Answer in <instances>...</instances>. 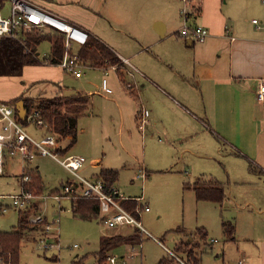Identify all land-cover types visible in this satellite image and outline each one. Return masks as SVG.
<instances>
[{
	"label": "rangeland",
	"instance_id": "rangeland-1",
	"mask_svg": "<svg viewBox=\"0 0 264 264\" xmlns=\"http://www.w3.org/2000/svg\"><path fill=\"white\" fill-rule=\"evenodd\" d=\"M8 11L6 7L3 14L6 15ZM254 19L264 23V1L263 4L259 3L258 10L243 16L241 26L250 30ZM254 26L259 27L257 24ZM259 28L264 30L261 22ZM35 34L38 33L32 32L30 35ZM38 53L41 58L49 55L51 43L42 42ZM46 72L51 77L46 76ZM83 73V78L79 79L72 74L60 72L59 66L48 71L29 68L21 78H0V88L3 93H8L16 87L11 82L25 86L29 82L59 77L61 85L70 92L91 93L88 113L94 115L80 118L79 140L68 154L87 159L79 171L84 177L98 175L104 166L118 169L120 175L117 185L126 196L145 195L151 211L144 214L141 221L143 227L159 240L141 233V244L135 245L139 255L131 258L133 245L125 244L114 248L107 257L97 259L95 255L100 250V238L118 229L105 226L99 218L82 220L75 217L69 197H62L60 206L53 198L42 199L44 195L61 191L62 184L74 180V176L53 158L38 156L29 166L39 168L45 185L40 179L30 183L29 192L35 196L30 219L43 215L45 223H51L53 232L59 234L61 248L47 250L44 241L49 240L52 230L47 233L44 226H39L29 232L23 241L20 264H110L109 256H117L119 261L125 260L126 264H157L160 259L169 258L168 250L174 249L186 236L184 230L194 235L191 240L200 243L199 252H202L203 258L201 264H228L235 259L248 239L259 227H264V180H260L256 174V171L261 170L258 160L244 152L243 156H235L230 155L225 148L221 151L215 137L197 132L199 127L194 120L186 121L188 131L180 130L171 122L157 131L148 128L146 124L141 127L134 113L137 100L130 101L125 93L121 95L122 86L128 85H123L115 69L108 70L107 78L113 90L110 97L117 104L108 101L101 91L105 71L85 68ZM125 78L131 81L128 74H125ZM43 88V83L34 84L26 94L38 96L41 92L49 96L50 92H44ZM129 89L134 90V87ZM26 130L36 139L47 135L44 129L34 123H29ZM60 144L65 147L68 140ZM199 151L203 155H199ZM95 157L101 164H93ZM24 168L25 163L20 156H9L5 173L0 175V231H11L18 224L19 208L12 205V196L21 191L20 180L23 175L20 174ZM146 168L150 171L149 176L137 180L140 169L147 171ZM36 174L33 172L32 176ZM197 178L207 183L218 181L225 189L223 202L218 204L198 200L194 191ZM198 185L203 186V183ZM224 223L235 225V241L225 235ZM200 230L208 233L209 245L211 240L217 242L205 246L206 239L202 238ZM74 245H78V248L72 249ZM178 255L183 262L193 264L186 253Z\"/></svg>",
	"mask_w": 264,
	"mask_h": 264
},
{
	"label": "crops",
	"instance_id": "crops-1",
	"mask_svg": "<svg viewBox=\"0 0 264 264\" xmlns=\"http://www.w3.org/2000/svg\"><path fill=\"white\" fill-rule=\"evenodd\" d=\"M29 1L84 28L90 36L107 46L115 54L119 62L111 66H100L90 61H83L82 76L79 79L83 78L85 68H98L105 71L103 79L106 78L108 82V70L115 69L123 85H128L127 87L122 86L121 95L125 93L130 101L137 100L136 107H133L141 127L146 124L148 128L157 131L171 122L180 130L188 131L187 122L194 120L199 127L197 132H203L205 136L209 133L215 137L221 151L225 148L230 155L235 154V156H243L242 152H244L258 160L261 170L259 169V172L255 173L260 180H264V102L257 101L256 93L258 80L264 78V30L259 28L260 26H254V22L250 30L241 26L243 16L258 10L259 3L263 4V0H192L193 11L188 24L203 25L209 29L211 34L202 43L191 41L180 35L179 32L184 25L183 2L180 0ZM2 5H4L3 10L6 7L9 8V0H6ZM226 30H229V33ZM41 33L57 34L48 27ZM79 48L77 47V50ZM38 56L40 57L39 53ZM55 67L58 66H27L24 70L40 68L48 71ZM59 69L60 72L70 74L61 67ZM46 73V76L51 77L48 72ZM125 74L131 77V81H127ZM11 83L16 87L7 91L8 93H3L0 88V102L8 103L22 94L27 95L26 92L34 84L39 83H43V89L47 92L58 84L62 87L65 95H87L90 101L92 96L91 93L70 92L61 85L59 77H52L46 81L29 82L25 86H18L16 82ZM50 84L51 86H49ZM27 86L29 87L27 88ZM132 87L134 90L129 89ZM101 91L108 101L117 104L115 99L110 97L113 93L108 94L103 91L102 85ZM143 109L149 111L147 117L143 116ZM88 111L83 116L94 115ZM27 125L26 123V127ZM44 131L46 132V129ZM71 149L64 155L62 151H59V148L58 151L62 156H68ZM198 154L203 155L200 151ZM31 161H23L25 168L22 174L27 170L39 172L38 167L29 166ZM92 162L95 165L101 164V161H98L96 157ZM107 167H101L98 175L83 177L88 180H104L102 171L115 169ZM149 173L150 171L147 170V177ZM119 175L114 183L116 186H118ZM40 179L45 185L42 177ZM201 179L197 178L194 186L198 183H203L205 186L215 182L207 183ZM66 183L75 185L78 182L74 178ZM216 183L219 182L216 181ZM187 188L189 189V186ZM53 191L55 190L51 192ZM129 197L136 199L143 197L139 204L148 205L149 211L144 212L142 218L144 214L151 211L144 194ZM72 209L71 200V211ZM232 225L235 227L234 224ZM116 229L118 231L107 236L121 234V232L132 228L117 227ZM147 232L148 237H153L156 241L159 240L149 231ZM183 233L186 236L181 240H191L194 237L185 230ZM231 240L235 241V237ZM205 242V246H207L209 241L206 239ZM210 242L209 246H212L217 241L211 240ZM241 257L246 259V264H264L263 226L259 227L244 247L239 249L238 256L228 264H238ZM176 264L181 263L177 261Z\"/></svg>",
	"mask_w": 264,
	"mask_h": 264
},
{
	"label": "built area",
	"instance_id": "built-area-1",
	"mask_svg": "<svg viewBox=\"0 0 264 264\" xmlns=\"http://www.w3.org/2000/svg\"><path fill=\"white\" fill-rule=\"evenodd\" d=\"M183 2L182 16L184 25L180 30V35L195 42H205L210 37V31L203 25H189L188 22L192 15V0H180ZM264 1V0H263ZM4 5H0V39L11 38L22 44H26L29 34L32 32H43L46 27L53 29L64 37L63 57L59 63L64 71L74 75L76 78L82 76L83 60L77 52V47L87 44L90 34L84 28L79 27L55 14H52L43 8L33 4L29 0H9L8 14H3ZM253 22L260 26L262 21L254 19ZM229 33V30H226ZM234 39V38H232ZM28 51V49H26ZM49 58V55L44 56ZM102 90L112 94L113 90L109 87L107 79L102 80ZM257 101L264 102V78L258 80ZM149 111L143 109V116L147 117ZM18 109L7 103L0 102V175L5 173V161L7 156H20L24 162L31 161L37 156L51 157L59 162L68 172L77 180V184H63L61 191L42 196V199L53 198L59 203L62 197H69L73 200L80 196L88 199H97L99 201V217L109 228L132 227L137 228L141 233L148 235L143 227L141 218L144 212L149 211L148 205L139 204L141 198H132L126 196L116 185H110L105 180H88L81 176L80 170L85 166L86 159L83 156L68 155L62 156L59 151V142L52 132L47 130V125L40 117L38 111L26 115V123H34L40 128L46 129L47 135L41 139L34 138L26 130V123L20 120ZM20 183L21 191L12 196L13 206L19 209L28 208L35 196L29 192L25 183L30 181L26 173L22 174ZM146 171L140 169L136 179L144 180ZM130 201L138 203L135 209L130 210L126 204ZM61 208V207H60ZM32 223H45L43 215H37L30 219ZM52 230V224L45 223V231L49 233ZM56 242V243H55ZM44 247L47 250H60L59 234L53 232L49 240L44 241ZM141 246V245H140ZM78 248L74 245L72 249ZM136 246L131 249V258L139 255ZM168 254L181 264L183 262L172 250ZM110 264H126L125 260H120L117 256H109ZM238 264H246V259L241 257Z\"/></svg>",
	"mask_w": 264,
	"mask_h": 264
},
{
	"label": "trees",
	"instance_id": "trees-1",
	"mask_svg": "<svg viewBox=\"0 0 264 264\" xmlns=\"http://www.w3.org/2000/svg\"><path fill=\"white\" fill-rule=\"evenodd\" d=\"M5 1L0 0V5ZM37 33L35 35L29 34L25 45L11 38L0 39V77H22L24 69L27 66L59 65L63 57L64 37L58 33L55 34L56 36L46 35L41 32ZM43 41H49L51 43L49 58H40L38 56V46ZM77 52L83 61H90L95 65L111 66L119 62L115 54L93 36H90L87 44L81 46ZM54 88L50 89L49 92L51 93L49 96L41 94L40 91L38 96L22 94L7 104L16 107L19 101H23L28 114L33 111H38L40 117L47 125V130L56 135L59 143L68 140L67 146L64 147L60 144L59 147V151H62L64 155L78 140V122L80 117L88 111L90 98L87 95L81 94L65 95L62 87L58 84L54 85ZM44 92L48 93L46 90ZM20 120L22 123H26V119ZM33 172L35 171L27 170L26 172L30 178L28 184H25L28 191L31 189L30 183L32 181L36 182L41 178V175L39 176V172L37 171L36 173L38 174L32 176ZM118 175L119 172L115 169L102 171V178L110 185L115 183ZM194 191L196 192L197 199L201 201L221 204L225 198L224 187L216 182L205 186L196 185L194 186ZM33 204L31 203L26 209H19L18 224L13 230L0 231V264H20L22 244L29 232L39 228V226L45 227L44 223H31L30 214L31 208L34 206ZM136 206H138V203L135 201H130L126 204V207L130 210L135 209ZM72 208L73 215L79 219L92 220L99 218L101 220L99 217V201L97 199L77 196L72 200ZM223 228L225 235L229 239H234L235 227L231 223H224ZM178 231L180 232V230ZM199 233L203 239H207L208 233L205 230H200ZM140 235L141 231L139 229L132 228L126 232H121V234L102 236L100 238V250L97 252L96 258L101 260L107 257L114 248L124 244H141ZM207 246H209L208 243ZM199 249V242L194 240H181L176 244L173 252L177 256H179L178 253H186L193 264H200L202 261V252H199ZM176 261V259L169 255V258H162L157 264H176ZM185 263L192 264L188 261Z\"/></svg>",
	"mask_w": 264,
	"mask_h": 264
},
{
	"label": "water",
	"instance_id": "water-1",
	"mask_svg": "<svg viewBox=\"0 0 264 264\" xmlns=\"http://www.w3.org/2000/svg\"><path fill=\"white\" fill-rule=\"evenodd\" d=\"M161 34V33H160ZM162 35V34H161ZM17 109H18V113L21 119H25L26 115H27V110L24 106V102L23 101H19L16 105Z\"/></svg>",
	"mask_w": 264,
	"mask_h": 264
}]
</instances>
